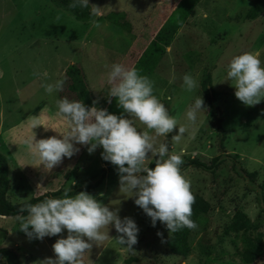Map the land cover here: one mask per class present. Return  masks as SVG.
Masks as SVG:
<instances>
[{
    "label": "rangeland",
    "instance_id": "1",
    "mask_svg": "<svg viewBox=\"0 0 264 264\" xmlns=\"http://www.w3.org/2000/svg\"><path fill=\"white\" fill-rule=\"evenodd\" d=\"M93 6L99 8L97 14H93ZM252 6H256L254 18L248 15ZM87 8L90 16L78 19L57 0H0V151L9 162V200L19 202L69 186L105 166L102 147L89 154V146L76 144L79 152L64 157L49 171L22 143L33 134L36 140L62 138L60 133L67 130L63 117L57 115L55 102L65 97L81 101L69 84V62L80 67L91 97L98 102L104 88L110 89L107 74L111 65L126 61L123 66L128 68L126 65L135 60L129 68L154 81V94L180 124H188L186 112L197 97L204 101L201 81L210 72L213 87L221 90L219 108L212 111L204 101L205 109L192 126L194 138L186 133L180 143L172 142L177 128L166 138L158 137L157 144L167 143L169 153L210 161L221 152L219 116L226 129V150L238 152L246 169L258 171L255 181L264 182V99L255 106H246L235 97L234 82L227 78L231 59L244 52H259L264 66V0H89ZM110 14H114L113 19ZM185 74L199 81L192 92L183 86ZM58 79L65 81L63 90L47 94L42 85ZM104 109L126 116L115 97H110ZM32 116H39L42 126L32 129ZM132 119L138 131L146 130ZM44 126L49 128L45 130ZM183 175L191 181V190L201 193L211 204L205 214L208 222L187 256L172 252L166 243L170 234L166 226L157 221L153 227L151 218L135 204L137 197L120 191L118 171L112 165L101 183L86 192L110 210L119 209L121 219L132 218L139 229L138 243L128 251L126 245L117 243L115 238L120 234L110 226L111 238L101 245L93 244L90 253H85L84 264L264 262V253L246 262L241 254L243 234L224 231L238 208L260 219L264 231V211L257 205L255 191L234 167L233 159L228 158L215 173L188 167ZM18 215H0V245L15 248L26 264L55 259L52 245L57 239L67 238V230L43 240L29 239L19 230ZM0 264L7 261L1 258Z\"/></svg>",
    "mask_w": 264,
    "mask_h": 264
},
{
    "label": "clouds",
    "instance_id": "2",
    "mask_svg": "<svg viewBox=\"0 0 264 264\" xmlns=\"http://www.w3.org/2000/svg\"><path fill=\"white\" fill-rule=\"evenodd\" d=\"M88 5L89 0H73L69 6L87 8ZM92 11L97 14L99 8L93 6ZM93 25L99 27L96 21ZM259 57V52H244L234 56L228 65L227 78L234 82L235 97L246 106H255L264 99V66ZM64 83L63 79H58L42 87L51 95L62 91ZM107 83L110 85L108 96L117 99V106L126 116L110 114L107 109L95 106L87 107L81 101L65 97L55 102L57 115L67 124V130L60 133L62 138L52 136L36 140L33 134L22 140L23 145L49 171L62 163L64 157L71 158L78 153L80 149L74 146L76 144L89 146V154L102 147V159L117 168L120 191L137 197L135 204L151 218L153 227L159 221L169 233L185 227L196 229L198 225L191 219L195 196L191 181L181 171L182 153H169L168 144H157V138H166L177 128L178 134L171 137L172 142L180 143L186 133L194 138L192 126L196 125L198 113L205 109L202 97H197L188 108V124H180L154 94V81L140 75L137 69L115 63L107 74ZM183 86L192 92L199 87V81L185 74ZM130 117L138 120L146 130L138 131ZM39 126H42L40 117L32 116L30 127ZM155 157H158L155 167L150 168ZM70 191L65 188L61 198L26 203L19 209L20 213H27L17 216L19 230L29 239L43 240L67 230V238L57 239L52 245L55 259L46 258L41 264H84L85 253H90L93 244L101 245L111 238L110 226L120 234L115 238L117 243L133 251V245L138 243L139 229L132 218L121 219L119 209L110 210L86 191L75 196H70ZM157 235L162 237L163 234L158 232Z\"/></svg>",
    "mask_w": 264,
    "mask_h": 264
},
{
    "label": "trees",
    "instance_id": "3",
    "mask_svg": "<svg viewBox=\"0 0 264 264\" xmlns=\"http://www.w3.org/2000/svg\"><path fill=\"white\" fill-rule=\"evenodd\" d=\"M62 2L64 5L69 7L74 13L75 17L78 19L88 18L90 16V11L88 8L76 7L72 8L69 5L73 0H57ZM256 6H252L248 12L250 17H256ZM114 14H110L109 17L113 19ZM126 61L123 62L124 65ZM134 61H130L126 66L129 68ZM66 72L69 74L71 81V89L77 92L78 98L83 102L87 107L95 106L99 109H104L108 103L110 97L108 96L109 90L107 91L104 88L105 93L102 95L100 101L92 98L90 95L89 88L83 78L81 69L75 63L69 62L66 67ZM202 88L204 90V101L211 107V110H217L219 104L217 100L221 95V90H217L212 85V79L210 72H207L202 81ZM108 84L105 86L107 87ZM102 91V92H103ZM101 96V95H100ZM96 101V104L93 105V102ZM217 125L221 133L220 135V148L221 152L214 155L210 161L201 159L197 156H185L182 157L183 164L181 165V171L188 167H198L204 170L215 173L219 167L228 159L231 158L234 161V167L239 172L244 179L247 180L250 189L255 191V200L258 207L261 211H264V182L257 183L255 179L257 178V170H248L242 164L240 154L238 152H229L226 150L224 145L226 129L221 124V118L217 116ZM105 166L100 169L90 173L83 179L78 182L71 183L69 186H62L58 189L44 191L36 195L31 196L28 199L12 202L8 199L6 191L8 188V169L9 162L8 158L0 151V215H27V213H20L19 209L24 206L26 203L35 204L41 202L48 198H59L63 196L65 188H70V196H75L80 191L92 192L97 185L101 183L107 173H109L112 168L110 162L104 161ZM150 168L155 167V160H152L149 164ZM195 196V203L193 204V215L191 219L196 222L198 227L196 229L183 228L174 233H170L167 237L166 243L169 249L176 254L187 256L193 246V242L197 234L202 231L207 222L208 218L205 214L211 208L209 200L204 197L201 193L192 190ZM231 221L225 226V233L229 234L232 232L243 234L244 247L241 251V254L246 262H253L259 258L264 253V231L261 230V221L258 218H252L248 215L243 209L238 208L232 214ZM4 258L7 261V264H26L22 259L19 252L10 246L0 245V259Z\"/></svg>",
    "mask_w": 264,
    "mask_h": 264
}]
</instances>
